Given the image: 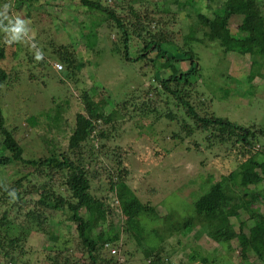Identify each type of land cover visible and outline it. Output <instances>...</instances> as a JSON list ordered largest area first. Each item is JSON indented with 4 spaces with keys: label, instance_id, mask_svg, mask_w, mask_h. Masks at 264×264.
Returning a JSON list of instances; mask_svg holds the SVG:
<instances>
[{
    "label": "rangeland",
    "instance_id": "rangeland-1",
    "mask_svg": "<svg viewBox=\"0 0 264 264\" xmlns=\"http://www.w3.org/2000/svg\"><path fill=\"white\" fill-rule=\"evenodd\" d=\"M28 1L34 10L31 14L22 6L19 11L12 8L9 18L14 20L19 16L29 21L31 39L8 44L5 33H1L6 54L0 67L8 76V84L0 88L1 110L9 128L16 129L14 136L28 159L69 153L68 139L75 127L76 115H86L84 93L104 116H113L109 123L97 124L92 138L73 158L85 169L90 195L106 210V223L95 227L90 236L120 232L121 245L117 242V249L111 247L110 252L98 250L97 264H153V258L144 257V252L150 249L153 255L158 252L162 257L161 264H204L201 258L207 259L205 264H259L251 254L241 260V249L235 241L226 250L227 247H221L197 227L185 235L172 233L161 243L150 232L161 230L164 216L171 214L176 222L188 217L194 202L210 185L226 178L251 154L263 151L261 138L251 148L230 143L231 146L207 150L203 141L206 134L189 135L185 131L192 130V124L184 119L176 100L160 87L159 81L171 75L169 64L186 73L190 68L189 57H193L198 71L184 90L189 92L190 103L199 114L212 113L244 127L264 129V65L257 70L252 68L248 55L224 54L214 37L204 38L197 24L196 12L212 16L215 5L211 9L205 0H192L193 6L181 9L174 0L166 3L159 0L170 12L161 16L153 8L144 7L142 1L94 0L124 23L128 31V55L133 59L128 61L124 58L119 30L103 13L88 10L79 0ZM130 11L141 14L134 17ZM240 26L241 17L230 19L231 34H236ZM193 32L199 41L189 42L187 37ZM160 36L170 44L162 46L166 56H183L182 60L167 62L149 45ZM146 46L148 51L144 50ZM113 47L120 53L113 52ZM37 50L43 53L40 61L35 60ZM64 52L74 55L76 63H82L83 67L75 73L68 70L58 59ZM56 63L62 65L61 70L54 68ZM169 113L174 117L168 118ZM256 171L262 181L254 188L249 187L250 195L243 198L246 205L240 203L238 216L230 218L236 233L240 223L248 219V212L256 210L264 214V166L262 171ZM25 173L19 163L1 166L0 183L5 184V189L19 190L20 186L14 187V182ZM45 174L48 175L33 176V184L48 183L58 197L70 200L65 184L68 172L50 170ZM119 183L133 192L141 210L148 215L141 217V210L125 205L115 196L111 185ZM39 196V193L33 194L32 200ZM20 207L7 212L14 217L22 214L17 217V223L23 224L28 211ZM40 207L34 205L30 209L40 211ZM149 209L153 211L147 212ZM81 214L86 216L84 211ZM115 222L123 229L129 223L133 232H123L116 224L111 228L110 224ZM139 226L143 227L140 244L136 240ZM43 228L32 231L21 250L11 252L14 262H5L89 264L87 250L81 246L76 225L69 221L67 213L56 210L49 225ZM243 231L247 233V229Z\"/></svg>",
    "mask_w": 264,
    "mask_h": 264
},
{
    "label": "trees",
    "instance_id": "trees-1",
    "mask_svg": "<svg viewBox=\"0 0 264 264\" xmlns=\"http://www.w3.org/2000/svg\"><path fill=\"white\" fill-rule=\"evenodd\" d=\"M30 1L35 2V0ZM79 1L88 10L103 13V16L106 15L109 17L113 24H115V28L119 30L118 33L120 32V40L124 48V58L128 61H133L128 55V31L124 23L119 21L113 11L101 6L98 1ZM139 1H142V3L145 2L143 6L153 8L152 10L158 15L164 16L170 14L167 6L165 8L161 6L159 0H134L135 3H139ZM205 1L211 9L214 8L212 5H215V9L212 16L196 12L197 24L201 28L200 31H202L204 38L207 39L209 36L214 37V41H217L221 45L224 54L241 52L242 55H248L251 59L252 68L259 70L264 65V14L262 12V3H264V0ZM162 2L166 3L167 0H162ZM174 2L181 9H184L187 5L193 6L192 0H174ZM4 5H8V18L11 16L9 11L12 8L13 11H19L22 6H25L24 8L30 14L34 11L33 8H30L32 5L28 0H0V11H3ZM130 12L133 13L134 17L139 16L140 13V11ZM232 17H241V26L237 28L236 34H231L229 30V21ZM7 23L8 20L0 17V28L6 26ZM137 27L139 28L138 25ZM1 33L2 30H0V62L5 59L6 54L4 47L5 41L2 39ZM38 33H41V31ZM194 33L188 35L189 42L194 40L199 41L194 38L196 34ZM165 39L167 40L164 36H160L158 39L151 40L149 45L153 46L157 53L162 58H165L167 62L182 60L183 56H166L162 46L170 44ZM53 46L56 47L55 45ZM92 46L94 47L95 45L92 44ZM148 48L146 46L144 50L148 51ZM112 51L120 53L116 47H113ZM53 53L56 54L54 50ZM139 58L137 57V59ZM58 59L68 70L74 73L83 67L82 63H76L74 55L68 56L67 52L61 53ZM189 60L190 68L186 73L177 71L173 65L168 63L171 68V75L167 79H161L159 81L161 89L170 98L176 100V106L183 111L186 117L184 119L192 124V130L190 129L188 131L187 129L189 128H187L185 131L189 135L195 132L198 134L201 132L205 133L206 135L203 137V141L206 143L205 148L207 150H211L216 146H231L230 143L241 144L243 148H251L252 144H256L258 139L261 138L263 143L260 145V148L263 146V151L259 154H251L248 159L240 163L237 169L231 172L226 178H222V180L210 185L194 202L191 214L188 217L183 218L181 222L179 220L176 222L172 220L173 215L170 214L169 217L164 216L161 230L156 229L150 232L159 241L158 243H161L164 238L171 236L172 233L185 235L197 227L202 233L211 236L218 245L227 247L226 250L231 249V243L235 241L237 247L239 245L241 249L239 255L241 260L246 259L251 254L259 264H264V214L256 210L248 212V219L240 223L238 233L234 231V227L230 222V218L238 216L239 204L244 202L246 205V201L243 198L250 195L251 190H249V187L254 188L262 181V176L256 169L262 171L264 166V129L244 127L232 123L227 119L215 117L212 113L200 115L192 103H190L189 92L184 90L186 85H190L189 79L198 71V66L194 58L189 57ZM7 79L6 71L0 67V88L8 84ZM83 101L86 115L81 113L76 115L75 127L68 139L69 153H61L58 155L59 157L55 153H52L49 157L40 159H28L24 157V150L16 139V136H14L16 129L9 128L0 105V167L19 163L24 167V171L26 172L14 182V187L16 185L20 186L19 190L11 189L10 187L9 189H5V184L3 182L0 183V209L3 210L0 214V264H9L5 261L14 262L12 253L23 248V243L30 237L32 231L44 230L43 226L49 225L56 210H61L64 214L67 213L69 221L76 225L78 239L81 246L87 250L89 264H97L96 254L98 250L103 251L108 249L110 252L111 247H114L112 249H117L116 243L120 242L119 230H117V233H112L111 235H105L104 232H99L93 238L90 236V233L94 231L95 227L101 226L103 222L106 223V210L101 207L99 201L96 202L90 195V182L85 169L81 164H76L73 159L74 155L82 148V145L92 138L97 124L100 122L109 123L112 121L113 116H104L101 109L93 103L86 93L83 94ZM198 103L201 107V102ZM166 116L170 119L174 117L172 113ZM100 135L103 136L102 133ZM5 152L8 154L6 155ZM27 168H30L31 171L27 172ZM50 170L68 172L65 184L70 194V200L58 197L55 194L53 186L48 183H43L39 186L33 184V176H41L40 174H44L45 177L48 175L45 173ZM111 190L115 191V196L125 205L130 207L136 206L137 210L142 209L133 192L125 184H112ZM35 193H39L40 198L32 200V195ZM12 200L13 202H11ZM34 205L39 207L41 205L43 207H40V211L30 209ZM5 206L8 207L4 208ZM20 206L25 211H28L24 214L27 220L25 219L23 224L17 223V217L20 218L22 214L17 213L16 217H14L12 215L9 216L7 212L8 210H15L17 207L21 209ZM81 211H84L86 216H83ZM150 211L153 210H147V212ZM143 212L145 210H141V217L148 215V213L144 214ZM117 222L110 224L111 228L115 224L117 229L122 228ZM125 226L126 228H122L121 231L123 230L126 233L132 231L129 223H125ZM244 229H247V233L243 231ZM142 234L143 227L139 226L136 235V240L139 244L143 239ZM145 235H148V233H145ZM119 244L121 245V242ZM155 249V251L158 250V248ZM153 252L151 249L149 251L146 250L144 257L147 259L153 258V264H161L162 257L159 256L158 252L153 255ZM200 261L205 264L207 259L201 258Z\"/></svg>",
    "mask_w": 264,
    "mask_h": 264
},
{
    "label": "clouds",
    "instance_id": "clouds-1",
    "mask_svg": "<svg viewBox=\"0 0 264 264\" xmlns=\"http://www.w3.org/2000/svg\"><path fill=\"white\" fill-rule=\"evenodd\" d=\"M7 10L8 5H4L3 11H0V17L8 20L7 25L0 28V30L5 33L6 43L12 44L14 42H22L25 40V38H28L30 40L31 37L28 36L29 29L27 27L29 21L23 20L19 16H17L14 20L9 19ZM32 47L35 48V44H32ZM42 58L43 53L37 50L35 53V60L40 61Z\"/></svg>",
    "mask_w": 264,
    "mask_h": 264
},
{
    "label": "built area",
    "instance_id": "built-area-1",
    "mask_svg": "<svg viewBox=\"0 0 264 264\" xmlns=\"http://www.w3.org/2000/svg\"><path fill=\"white\" fill-rule=\"evenodd\" d=\"M54 68L56 69V70H61L62 69V66L60 65V64H55L54 65ZM112 251H115V250H112Z\"/></svg>",
    "mask_w": 264,
    "mask_h": 264
}]
</instances>
